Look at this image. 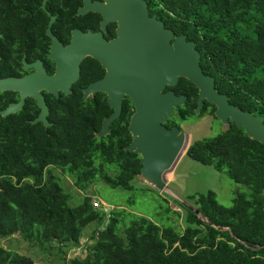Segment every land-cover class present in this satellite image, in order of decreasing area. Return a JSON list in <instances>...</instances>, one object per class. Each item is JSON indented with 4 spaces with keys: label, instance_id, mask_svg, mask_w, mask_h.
I'll return each instance as SVG.
<instances>
[{
    "label": "trees",
    "instance_id": "16d2710c",
    "mask_svg": "<svg viewBox=\"0 0 264 264\" xmlns=\"http://www.w3.org/2000/svg\"><path fill=\"white\" fill-rule=\"evenodd\" d=\"M146 1L149 12L174 34L195 40L202 69L214 76L219 92L240 108L264 115V0ZM87 75L83 69L84 83L97 76ZM168 87L187 93L186 104L178 107L180 119L195 114L194 84L181 76ZM9 92L0 91V108L7 102L2 94ZM84 102L73 93L52 98L53 124L48 127L28 120L34 106L0 114V236L17 233L28 244L54 250L56 264H264L263 142L230 120L217 133L189 143L186 154L212 164L248 190H237L230 204L220 202L211 188L189 195L194 207L177 200L184 209L185 225L180 228L127 207L93 204L98 191L85 190L102 179L128 191L125 201L131 206V192L137 189L133 178L141 164L136 153L122 147L128 136V105L122 110L125 122L114 121L108 138L99 139L93 128L108 106L98 95L95 106L87 108ZM55 167L85 192L73 195L74 202ZM90 223L91 232L81 242ZM72 245L79 249L67 258ZM0 264L36 263L0 243Z\"/></svg>",
    "mask_w": 264,
    "mask_h": 264
},
{
    "label": "water",
    "instance_id": "95a60500",
    "mask_svg": "<svg viewBox=\"0 0 264 264\" xmlns=\"http://www.w3.org/2000/svg\"><path fill=\"white\" fill-rule=\"evenodd\" d=\"M95 8L106 18L117 20V35L107 40L99 32L74 34L67 47L50 52L57 60L53 75L45 74L40 61L33 62L35 70L23 76L0 75V90H19L21 95L19 101L1 109V115L18 110L29 95L41 107L32 122L43 120L47 125L48 108L39 89L44 87L57 94V88H61L68 93L70 83L79 75V61L85 54H91L106 67V73L84 87L83 95L105 90L108 103L113 107L102 119L98 133L101 136L107 132L111 121L119 115L121 97L125 93L131 96L135 110L128 128L133 137L125 148L140 154L137 174L154 188H165V172L189 145L188 135L178 125L167 128L163 124L174 107L184 102V94L164 89L166 85H174L180 76L197 88L196 114L203 101L208 100L215 105L214 114L223 123L231 120L248 136L264 143V115L240 108L229 101L226 93L219 92L214 76L202 69L195 40L187 39L185 33L174 34L155 13L150 15L146 0H105L98 2ZM217 227L223 228V225Z\"/></svg>",
    "mask_w": 264,
    "mask_h": 264
},
{
    "label": "flooded vegetation",
    "instance_id": "af4514ba",
    "mask_svg": "<svg viewBox=\"0 0 264 264\" xmlns=\"http://www.w3.org/2000/svg\"><path fill=\"white\" fill-rule=\"evenodd\" d=\"M102 1L105 0H0V50L4 52L3 54L0 52V75L2 77L23 76L35 70V66L31 65L35 61H40L39 65L44 69L45 74L53 75L57 60L55 55H50V52L67 47L76 33L99 32L100 35L107 40L114 38L117 35V20L106 18L100 10L95 8V5ZM149 14L151 15L153 13L149 12ZM25 65H27V67H24ZM83 69L88 73L87 76L90 74H96L97 76L84 83L83 78H81ZM105 73L106 67L102 65L100 60L93 57L91 54H85L79 61V75L70 83V91L68 93H64L61 88H57V94L48 91L44 87L39 89L44 96L48 108L46 117L49 123L47 125L44 124L43 120L32 122L41 110L36 99L32 96H25L21 107L13 112H17L25 106L28 108L34 106L33 111L35 113H33V116L28 118V120L31 123L40 122L44 127H48L53 124V120L49 118L50 100L52 98L57 99L60 95L64 96L72 93L78 94V96L81 95L85 101L83 105L89 108L97 104L98 95L100 99L105 101L108 107L107 111L104 112L100 118L99 126L93 128V135L99 139H104L108 138L107 136L111 133V126L114 121L119 124L125 122L122 116V110L126 103L128 105L127 112L129 111V115L126 120L125 131L128 136H126L127 140L122 144V147L125 152L128 151L127 153L130 155L136 153L139 162L140 154L134 149L125 148V146L132 141L133 137L132 132L128 128L131 114L135 110L131 96L125 93L121 97L119 115L111 121L108 126V131L100 136L98 132L101 130L102 119L105 115L113 111V107L110 106L107 100V92L105 90H95L94 92H89L86 96L83 95V88L88 86L92 81L102 78ZM168 86L171 85H166L164 89L171 88ZM173 90L176 94H184L185 99L183 103L174 107L172 113L167 116L163 124L167 128L174 125H178L181 128L180 123L183 120L179 117L180 112L178 107L186 104L188 96L186 92L181 90L177 92L175 89ZM8 91L10 92L2 94L4 98H7V102L0 110L5 108L10 102H17L21 98L19 90L8 89ZM196 93L193 111L198 103L197 90ZM212 104V102L204 100L200 112L203 109H205V112L211 109L214 114L215 107L212 109ZM200 112L198 114H200ZM177 121L178 124L175 123ZM167 122H169V124H166Z\"/></svg>",
    "mask_w": 264,
    "mask_h": 264
},
{
    "label": "rangeland",
    "instance_id": "374dc122",
    "mask_svg": "<svg viewBox=\"0 0 264 264\" xmlns=\"http://www.w3.org/2000/svg\"><path fill=\"white\" fill-rule=\"evenodd\" d=\"M180 124L181 129L188 135L187 144L194 139L213 135L227 125L217 118L211 109L200 116L197 114H189ZM185 152L186 150L179 155L171 168L172 170L167 172V174L165 172L164 179L166 186L163 189L154 188L141 176L136 174L133 182L137 189L134 188L131 192L134 199L131 206L125 201V196L128 195V191L118 187H111L102 179L95 182L85 192L90 193V189L97 190L99 194H93L92 196L93 199L101 201V207L103 208H109V206L113 205L127 207L131 212L145 214L158 222H167L170 224L173 222L174 225L183 228L185 225L182 217V214L184 215V209L177 200L194 207V201L189 195L205 192L211 188L216 192L217 199L220 202L230 204L237 190H248L246 185L234 181L225 172L215 168L212 164L202 163L193 159ZM111 169L110 171H112ZM53 172L62 181L63 189L70 194V202L75 201L73 195L85 193L74 184L71 175L61 168L55 167ZM80 199L79 197L76 202L80 201ZM118 200H121L119 204ZM176 210L180 212L179 215L176 213ZM92 227L93 223L85 227L83 231L84 237L81 239V242L87 240L86 236L91 232ZM0 243L30 255L36 264H56L57 262L58 256L54 250L50 252L48 249L38 248L35 244H28L17 233L7 237L0 236ZM78 249L79 246L77 248L76 245L69 246L66 252L67 258L75 254Z\"/></svg>",
    "mask_w": 264,
    "mask_h": 264
},
{
    "label": "built area",
    "instance_id": "2783aa9c",
    "mask_svg": "<svg viewBox=\"0 0 264 264\" xmlns=\"http://www.w3.org/2000/svg\"><path fill=\"white\" fill-rule=\"evenodd\" d=\"M100 200H93V204L95 205V206H98L99 204H100V202H99Z\"/></svg>",
    "mask_w": 264,
    "mask_h": 264
},
{
    "label": "bare ground",
    "instance_id": "6f19581e",
    "mask_svg": "<svg viewBox=\"0 0 264 264\" xmlns=\"http://www.w3.org/2000/svg\"><path fill=\"white\" fill-rule=\"evenodd\" d=\"M187 141H188V138H187ZM184 150H185V147L182 149V151H181V153H180V154H182ZM171 170H172L171 168H170V169H168V170L166 171V174H167V172H169V171H171Z\"/></svg>",
    "mask_w": 264,
    "mask_h": 264
}]
</instances>
